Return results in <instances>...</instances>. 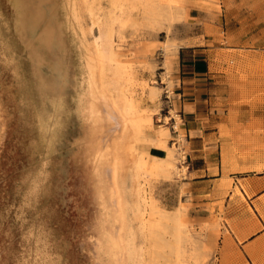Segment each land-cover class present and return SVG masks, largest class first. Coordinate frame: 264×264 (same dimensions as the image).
<instances>
[{
    "label": "rangeland",
    "instance_id": "rangeland-1",
    "mask_svg": "<svg viewBox=\"0 0 264 264\" xmlns=\"http://www.w3.org/2000/svg\"><path fill=\"white\" fill-rule=\"evenodd\" d=\"M218 22L248 46L208 66L202 114L218 126L206 133L264 134L234 127L264 119V0H0V264L238 263L217 243L251 214L233 183L249 181L187 179L151 49L202 26L210 38ZM246 140L208 144L207 162L229 157L223 172L244 176L264 157Z\"/></svg>",
    "mask_w": 264,
    "mask_h": 264
},
{
    "label": "crops",
    "instance_id": "crops-1",
    "mask_svg": "<svg viewBox=\"0 0 264 264\" xmlns=\"http://www.w3.org/2000/svg\"><path fill=\"white\" fill-rule=\"evenodd\" d=\"M221 11L231 13L234 9L228 8ZM186 13L185 11L183 17ZM210 27H215L210 38L207 29L202 26L195 29L193 41L190 40L188 43L178 44L174 47L171 44V39H168L167 43L166 41L161 44L159 42L151 49L159 52L162 56L166 70L162 74H165L170 81L167 86L172 94L170 105L174 111L179 112L178 117L181 125L177 136L181 139V162L183 161L181 168L185 169L187 179L200 178L203 179L201 182L212 185L213 181L204 178L206 176H198L199 172L212 170L211 177L226 173L227 176H232L229 178L233 180L249 181L244 188L233 181L251 214L239 215L235 220H232L233 224H237L235 230L226 226V233L218 239L217 244L220 250L227 255L232 252L236 256L238 263L233 264H264V157L250 159L248 162L250 170L245 172L244 176H236L237 174H233L229 170L223 172L224 165L227 168L231 165L229 157H219V161L214 164L208 163V156H206L208 144L215 143V149H221L222 142L240 143L247 139L251 143H257L264 141V134L250 132L249 135H245L235 130L231 140H222V135L217 132L206 133L208 127L218 125H208L209 116L202 114L204 108L201 107L206 103L202 95L207 90L203 88L205 83H201V81L207 79L208 66L216 61L222 62L225 56L232 51H240L239 48L248 46V41L238 39L234 43L233 39H228V31L222 30L219 22L210 25ZM222 35L226 41H222ZM230 40L231 42L228 43ZM218 55L219 58L216 57ZM255 123L252 124L251 120L243 121L234 127L254 126L264 131V119H257ZM257 167H260L259 170H255Z\"/></svg>",
    "mask_w": 264,
    "mask_h": 264
},
{
    "label": "bare ground",
    "instance_id": "bare-ground-1",
    "mask_svg": "<svg viewBox=\"0 0 264 264\" xmlns=\"http://www.w3.org/2000/svg\"><path fill=\"white\" fill-rule=\"evenodd\" d=\"M99 55H100V53H99ZM103 57L102 56H100V59H102ZM108 61L110 62V63H112V64H117V59L115 58V55H112V54H110L109 56H108ZM99 60V59H98ZM106 60V59H105ZM107 63V62H106ZM99 64V63H98ZM101 64V63H100ZM120 110V109H119ZM125 112V111H124ZM113 114V113H112ZM118 114V113H117ZM123 114V113H122ZM121 116V115H120ZM119 116V117H120ZM127 117V116H126ZM114 118V117H113ZM121 119V118H120ZM115 120V119H114ZM123 120H124V118H123ZM127 121V120H126ZM123 123V122H122ZM126 123V122H125ZM122 125V124H121ZM127 125V124H126ZM124 126V125H123ZM122 129V128H121ZM101 133V132H100ZM100 147V146H99ZM107 156V155H106ZM105 158V157H104ZM100 162V161H99ZM170 164V163H169ZM108 165V164H107ZM167 166H168V164H167ZM170 166V165H169ZM110 168V167H109ZM113 170V169H112ZM114 171V170H113ZM112 175V174H111ZM104 178V177H103ZM114 179H112V181H113ZM115 182V181H114ZM105 183V182H104ZM112 184H113V182H112ZM115 185V184H114ZM113 185V186H114ZM112 186V187H113ZM114 188H116V187H114ZM117 190V189H116ZM110 191H112V190H110ZM115 193H116V191H115ZM114 194V193H113ZM119 195V194H118ZM114 196H116V195H114ZM117 197V196H116ZM111 198H113V197H111ZM115 203V202H114ZM117 204H119V203H117ZM116 204V205H117ZM119 208V207H118ZM170 229H171V232H170V234H171V236H172V238L174 239V241H175V243L176 244H179L180 242H182V240H183V237L185 236V234H184V232H183V230H182V228H181V226H180V223L179 222H177V220L173 223V225L170 227ZM118 237V236H117ZM119 238V237H118ZM119 239H121V237L119 238ZM119 239H117V240H119ZM122 240V239H121ZM119 242V241H118ZM111 243H112V241H111ZM122 243V242H121ZM114 244V243H113ZM118 245H120V244H118ZM113 246H115V245H113ZM119 247V246H118ZM117 248V247H116ZM113 250H115V248L113 247ZM206 252H204L203 254H205Z\"/></svg>",
    "mask_w": 264,
    "mask_h": 264
}]
</instances>
